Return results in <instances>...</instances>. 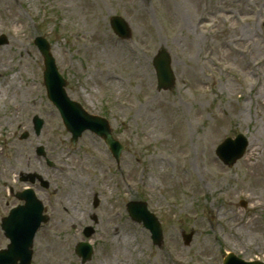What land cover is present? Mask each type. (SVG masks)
Returning a JSON list of instances; mask_svg holds the SVG:
<instances>
[{
    "label": "rangeland",
    "instance_id": "rangeland-1",
    "mask_svg": "<svg viewBox=\"0 0 264 264\" xmlns=\"http://www.w3.org/2000/svg\"><path fill=\"white\" fill-rule=\"evenodd\" d=\"M113 16L129 22V38L114 32ZM1 34L9 42L0 45V85L10 81L0 101V224L21 202L13 192L34 187L51 221L35 237L32 264H222L231 251L264 260V0H0ZM37 36L49 40L69 96L109 119L124 146L118 162L91 131L72 143L47 97ZM161 47L176 76L165 91L152 62ZM35 115L45 120L40 135ZM239 133L248 152L228 166L216 148ZM32 171L48 190L20 180ZM150 197L160 247L126 208ZM80 241L94 248L85 263ZM8 242L0 226V248Z\"/></svg>",
    "mask_w": 264,
    "mask_h": 264
},
{
    "label": "water",
    "instance_id": "water-1",
    "mask_svg": "<svg viewBox=\"0 0 264 264\" xmlns=\"http://www.w3.org/2000/svg\"><path fill=\"white\" fill-rule=\"evenodd\" d=\"M112 25L115 30L122 36L130 35V28L126 21L121 17H114ZM8 39L5 35L0 37V44H5ZM39 50L44 57L45 70L44 81L47 87L49 99L57 106L66 128L71 132L73 141L87 129L93 131L103 137L111 146L115 156L119 158L123 146L116 140L112 134L109 122L107 119L92 115L84 110V108L76 101H73L68 96L65 85L66 81L59 72L55 57L51 53L49 42L43 37H37L35 40ZM156 65L159 74V86L171 87L174 82V77L170 69V58L162 51L161 57L156 59ZM35 131L40 134L44 124V120L36 115L33 118ZM29 135L28 132L23 134V138ZM247 140L243 135H238L236 139H226L217 149V154L226 163L232 165L245 151ZM39 155H44L43 146L37 149ZM34 181L37 174H29ZM21 197L26 199V203L11 210L9 216L3 221V228L6 231L7 237L11 240L7 249L0 250V264H30L31 263V246L37 229L40 227L46 216L43 215V204L36 197L32 189H26ZM129 211L134 219L144 221L152 231V237L155 243L160 244L163 239L161 226L157 219L148 212L146 206L142 202H130ZM90 234V231L87 232ZM189 234L187 242L191 238ZM77 252L83 256V260L91 258L92 247L87 243H80L77 247ZM19 261V262H18ZM224 264H264L261 262H246L237 259L233 254H230Z\"/></svg>",
    "mask_w": 264,
    "mask_h": 264
},
{
    "label": "bare ground",
    "instance_id": "bare-ground-1",
    "mask_svg": "<svg viewBox=\"0 0 264 264\" xmlns=\"http://www.w3.org/2000/svg\"><path fill=\"white\" fill-rule=\"evenodd\" d=\"M198 43H196L195 45H197ZM201 46H203V44H201ZM16 75H13V76H11V77H15ZM10 77V78H11ZM9 81H10V79H7V81L5 80V83H6V86L5 87H3V85H0L1 86V88H0V101H2V99L4 98V94H3V92L7 89V87H8V83H9ZM258 149H260V147H258ZM257 148H253L252 149V153L250 154V158H252V159H254V160H257L258 158H256V156H257V150H258ZM249 158V159H250ZM251 164L252 165H254V170H256V169H258L259 167H260V164H261V162L259 161V160H257V162H252L251 161ZM66 213L68 214V212L66 211ZM123 235V234H122ZM123 238L124 239H127V237L126 236H124L123 235ZM52 245V244H51ZM55 248V247H54ZM119 248H122L121 247V245H116L115 247H113L112 248V255L114 256V257H117L118 256V249ZM57 249V248H56ZM123 250H125V251H127L126 250V248H124L123 247ZM54 250H52V252H53ZM125 256V255H124ZM173 261V260H172ZM174 263H176V262H174Z\"/></svg>",
    "mask_w": 264,
    "mask_h": 264
}]
</instances>
